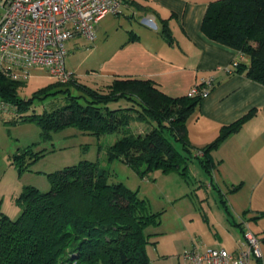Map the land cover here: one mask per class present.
<instances>
[{
    "label": "trees",
    "instance_id": "obj_1",
    "mask_svg": "<svg viewBox=\"0 0 264 264\" xmlns=\"http://www.w3.org/2000/svg\"><path fill=\"white\" fill-rule=\"evenodd\" d=\"M201 30L246 55L249 64L237 62V70H245L246 76L264 84V0L211 1ZM24 80L0 71V100L16 112L31 102L17 94ZM56 92L65 94L62 105L21 115L20 120L36 122L43 139L66 126L95 135L122 131L107 147L106 158L124 161L141 176L153 169L187 174L194 158L210 171V150L250 115L224 125L212 142L198 150L189 142L186 127L188 116L202 99L198 96L167 95L150 79L113 78L91 86L74 75L68 82L50 83L34 96ZM120 99L127 104L110 106ZM143 121L148 125L140 132L128 130L131 123ZM23 154L18 157L28 161L41 155L30 147ZM16 165L23 169L19 161ZM112 175L98 160H80L47 173L48 190L24 185L15 198L18 216L10 218L0 212V264H148L146 245L155 240L147 227L159 224V213L150 211L144 199L113 181Z\"/></svg>",
    "mask_w": 264,
    "mask_h": 264
},
{
    "label": "crops",
    "instance_id": "obj_2",
    "mask_svg": "<svg viewBox=\"0 0 264 264\" xmlns=\"http://www.w3.org/2000/svg\"><path fill=\"white\" fill-rule=\"evenodd\" d=\"M211 1L215 0H123L119 13L106 14L96 25L98 32L103 28L101 21L111 14V49L99 62V83L113 78L150 79L167 95L179 97L212 77L210 92L186 121L187 138L198 150L212 142L224 125L250 112L238 130L210 150V171L194 159L225 188L226 213L240 215L260 240L261 256H252L249 264H264V84L233 65L236 61L247 66L246 55L201 30ZM83 41L87 40L79 35L69 39L67 55ZM65 66L80 80L77 67L69 68L66 59ZM0 212L9 216L1 208ZM233 224L238 238L229 250L235 248L244 230L238 221Z\"/></svg>",
    "mask_w": 264,
    "mask_h": 264
},
{
    "label": "rangeland",
    "instance_id": "obj_3",
    "mask_svg": "<svg viewBox=\"0 0 264 264\" xmlns=\"http://www.w3.org/2000/svg\"><path fill=\"white\" fill-rule=\"evenodd\" d=\"M2 12L0 6V14ZM101 24L104 30L100 28L98 32L95 31L96 39L92 43L83 41L84 44L71 50L66 58L69 68L77 67L75 73L77 72L79 81L88 82L91 86L100 82L99 62L102 61L103 54L111 49V14ZM57 81L42 69L34 68L17 90L19 97L31 98L28 108L16 112L8 103L2 104L0 100L1 210L11 218H16L20 213V206L16 204L15 197L24 185L32 184L43 191L48 190L50 181L47 173L76 164L80 160H98L101 165L110 169L113 181L122 182L146 201L150 211L159 213V224L147 227L151 240H155V243L146 245L148 264H185L182 253L194 245H201L203 248L224 247L227 250L232 248L234 239L238 238L233 221L241 222L243 219L233 211L232 214L226 213L224 203L228 204L225 188L214 177L203 172L197 160L189 161L187 174L153 169L141 176L124 161H108L106 158L107 147L122 131L95 135L75 126H66L43 139L36 122L21 121V115L40 113L46 108L58 107L64 103L63 92L34 96L40 89ZM71 92L78 93L74 89ZM120 104L124 106L127 103L120 99L110 103V106ZM145 125L148 124L144 121L133 122L128 130L137 133ZM28 147L41 155L29 161L28 158L18 157L24 155V150ZM17 161L23 169L18 170ZM210 183L211 188L208 187ZM244 228L249 227L244 225Z\"/></svg>",
    "mask_w": 264,
    "mask_h": 264
},
{
    "label": "built area",
    "instance_id": "obj_4",
    "mask_svg": "<svg viewBox=\"0 0 264 264\" xmlns=\"http://www.w3.org/2000/svg\"><path fill=\"white\" fill-rule=\"evenodd\" d=\"M122 4L123 0H0V71L18 80L40 68L68 82L73 73L65 66L67 41L79 35L92 43L98 21L119 13ZM212 86L213 78H205L186 95L203 98ZM241 223L248 227L245 220ZM252 256H261L260 240L249 228L233 250L194 245L182 253L185 264H249Z\"/></svg>",
    "mask_w": 264,
    "mask_h": 264
}]
</instances>
